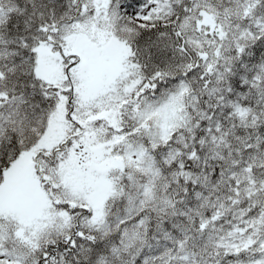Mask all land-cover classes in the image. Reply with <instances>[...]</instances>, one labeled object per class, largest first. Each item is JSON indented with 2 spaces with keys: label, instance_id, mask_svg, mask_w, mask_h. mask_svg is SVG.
<instances>
[{
  "label": "snow or ice",
  "instance_id": "1",
  "mask_svg": "<svg viewBox=\"0 0 264 264\" xmlns=\"http://www.w3.org/2000/svg\"><path fill=\"white\" fill-rule=\"evenodd\" d=\"M0 264H264V0H0Z\"/></svg>",
  "mask_w": 264,
  "mask_h": 264
}]
</instances>
